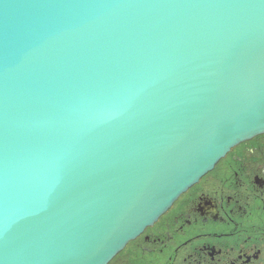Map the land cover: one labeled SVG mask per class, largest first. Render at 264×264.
Returning a JSON list of instances; mask_svg holds the SVG:
<instances>
[{
  "label": "water",
  "instance_id": "95a60500",
  "mask_svg": "<svg viewBox=\"0 0 264 264\" xmlns=\"http://www.w3.org/2000/svg\"><path fill=\"white\" fill-rule=\"evenodd\" d=\"M264 134V0H0V264H108Z\"/></svg>",
  "mask_w": 264,
  "mask_h": 264
},
{
  "label": "flooded vegetation",
  "instance_id": "af4514ba",
  "mask_svg": "<svg viewBox=\"0 0 264 264\" xmlns=\"http://www.w3.org/2000/svg\"><path fill=\"white\" fill-rule=\"evenodd\" d=\"M108 264H264V134L233 147Z\"/></svg>",
  "mask_w": 264,
  "mask_h": 264
}]
</instances>
